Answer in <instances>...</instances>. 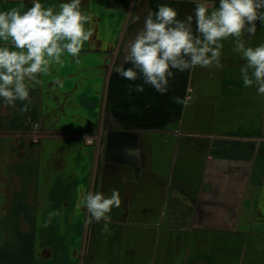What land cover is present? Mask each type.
Masks as SVG:
<instances>
[{
    "label": "crops",
    "instance_id": "0c3cea01",
    "mask_svg": "<svg viewBox=\"0 0 264 264\" xmlns=\"http://www.w3.org/2000/svg\"><path fill=\"white\" fill-rule=\"evenodd\" d=\"M22 2L0 0V11ZM131 3L81 0L93 33L78 58L37 74L28 100L0 98V264H264V96L244 86L229 37L222 68L190 70L175 123L120 128L102 106ZM255 23L246 45L264 42ZM114 188L121 204L107 220L78 207L82 191Z\"/></svg>",
    "mask_w": 264,
    "mask_h": 264
},
{
    "label": "clouds",
    "instance_id": "9594fccd",
    "mask_svg": "<svg viewBox=\"0 0 264 264\" xmlns=\"http://www.w3.org/2000/svg\"><path fill=\"white\" fill-rule=\"evenodd\" d=\"M212 3L215 6L209 7L208 0H196L195 17L189 14L184 19L172 5H158L154 13L144 17L128 44L124 60L132 67L120 65L118 74L129 80L142 75L145 83L164 93L173 69L191 70L197 65L222 68L223 41L232 37L233 51L245 61L240 68L244 86H255L264 96V42L252 46L244 39L256 33V20L264 24V0H218V6L217 0ZM90 21L91 14L82 11L81 0H60L58 5L48 6L42 0H31L26 9L22 2L18 8L0 11V98L8 104L28 100L30 82L39 79L37 74H48L63 64L65 53L78 58L84 43L92 37L93 29L86 26ZM245 33L249 35L245 37ZM142 88L136 85L137 91ZM174 99L182 102L179 97ZM21 107L27 110L28 105ZM121 199L119 189L114 188L110 195L85 190L78 207L87 208L89 220H107Z\"/></svg>",
    "mask_w": 264,
    "mask_h": 264
},
{
    "label": "trees",
    "instance_id": "16d2710c",
    "mask_svg": "<svg viewBox=\"0 0 264 264\" xmlns=\"http://www.w3.org/2000/svg\"><path fill=\"white\" fill-rule=\"evenodd\" d=\"M130 1L108 0V5L115 4L126 9ZM162 3H168L176 8L178 17L181 19L186 18L189 14L195 17V3L149 0L147 6L154 13L158 5ZM129 23L127 27L130 25ZM192 24L193 31H195V19ZM121 65L132 67L131 62L126 61ZM116 69L117 67L109 77L105 113H110L120 128L124 130H160L179 119L186 94L189 69L183 71L173 69V76L169 78L168 91L164 93L158 92L150 84L145 83L142 75H138L136 80H129L119 75ZM136 85H143L142 90L137 91ZM175 97L181 98L182 102H177Z\"/></svg>",
    "mask_w": 264,
    "mask_h": 264
},
{
    "label": "water",
    "instance_id": "95a60500",
    "mask_svg": "<svg viewBox=\"0 0 264 264\" xmlns=\"http://www.w3.org/2000/svg\"><path fill=\"white\" fill-rule=\"evenodd\" d=\"M134 8L140 9L142 11V14H143L144 17L146 15L150 14L149 13V9L147 7V3H146L145 0H132L131 6H130L128 14H127V18H126V23H125L124 29L127 28V25L129 23V20H130V17H131V14H132ZM128 42H130V39L127 37L126 43H128ZM118 48H119V46H118ZM110 74L107 77L106 87H105V92H104V99H103V106H102V113L103 114H104V111H105V104H106V97H107V86H108V81H109Z\"/></svg>",
    "mask_w": 264,
    "mask_h": 264
},
{
    "label": "rangeland",
    "instance_id": "374dc122",
    "mask_svg": "<svg viewBox=\"0 0 264 264\" xmlns=\"http://www.w3.org/2000/svg\"><path fill=\"white\" fill-rule=\"evenodd\" d=\"M147 1H149V0H147ZM150 1H152V0H150ZM149 13H152L150 10H149ZM135 16H138L139 17V19L138 20H141V26L143 25V20H144V16H143V14H142V11L140 10V9H137L136 8V10H135V14H133V16H132V18H131V20H130V25L128 26V28H126V30H125V33H124V35H125V37L127 38H129L130 39V41L135 37V35H136V30H135V28H136V26H135V21L133 20V17H135ZM140 26V27H141ZM124 51V54H123V58L120 60L121 61V63H122V61H123V59H124V57L128 54V52H129V47L127 46V47H125V49L123 50ZM121 63H119L118 64V66H120L121 65ZM187 91V90H186ZM114 121L116 122V124H118V122L114 119ZM119 125V124H118ZM120 126V125H119Z\"/></svg>",
    "mask_w": 264,
    "mask_h": 264
},
{
    "label": "built area",
    "instance_id": "2783aa9c",
    "mask_svg": "<svg viewBox=\"0 0 264 264\" xmlns=\"http://www.w3.org/2000/svg\"><path fill=\"white\" fill-rule=\"evenodd\" d=\"M32 127V130L27 133V136L30 137L31 141L36 143L39 141V138L41 137L42 133L38 131L37 125H33ZM86 141L91 143L93 140L91 138H87Z\"/></svg>",
    "mask_w": 264,
    "mask_h": 264
}]
</instances>
